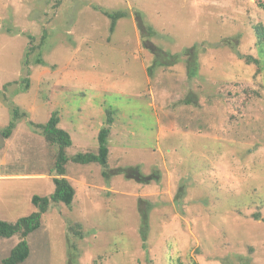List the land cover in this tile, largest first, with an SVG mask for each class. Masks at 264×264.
<instances>
[{
  "label": "rangeland",
  "instance_id": "obj_1",
  "mask_svg": "<svg viewBox=\"0 0 264 264\" xmlns=\"http://www.w3.org/2000/svg\"><path fill=\"white\" fill-rule=\"evenodd\" d=\"M258 25L254 0H0V221L54 193L34 127L51 116L69 157L108 128L118 171L67 164L74 201L51 204L23 264H264Z\"/></svg>",
  "mask_w": 264,
  "mask_h": 264
},
{
  "label": "trees",
  "instance_id": "obj_2",
  "mask_svg": "<svg viewBox=\"0 0 264 264\" xmlns=\"http://www.w3.org/2000/svg\"><path fill=\"white\" fill-rule=\"evenodd\" d=\"M258 8L264 10V0H254ZM116 17H120L117 15ZM113 28V25H112ZM254 35L256 38V46L260 50L264 49V27L258 25L254 28ZM44 41V39H42ZM42 41V42H43ZM257 64L259 62L257 61ZM28 84V81H27ZM27 89V85L25 86ZM211 102V99L208 103ZM20 116H25L19 114L18 110H14V120L20 118ZM59 120L55 116H51L49 121L45 125H34L41 136L44 138L45 144L48 150L51 151V156L53 158V170L55 175H52L53 182L55 185L54 193L50 197L41 198L38 196H33L31 198L32 205L37 209L36 212L31 215L21 218L14 223H7L0 221V241L2 239L16 238L18 243L11 250L8 257L4 258L1 264H23V262L29 257L30 248L27 242L28 237L31 234L37 232L42 225V216L48 211V208L51 204L62 203L66 206H70L75 198V189L67 178V169L66 165L70 162L74 164L91 165L95 164L101 166L104 170L102 176L106 177L108 173L117 174L118 171L112 172L108 170L109 162V149H108V136L110 130L108 128H103L98 134V149L96 152H86V153H77L72 157L67 155V149L71 147L72 141L70 136L64 130L58 128ZM108 123H111L108 121ZM179 129H183V132L188 131V121L185 119V123L181 125L178 124ZM194 128L198 131L195 127ZM208 126L203 123L200 126V132L205 133L208 130ZM14 126L10 124L5 130L1 132V135L4 140L10 138ZM142 179V178H141ZM149 179L141 180V183L146 184ZM257 218H259L257 216Z\"/></svg>",
  "mask_w": 264,
  "mask_h": 264
},
{
  "label": "crops",
  "instance_id": "obj_3",
  "mask_svg": "<svg viewBox=\"0 0 264 264\" xmlns=\"http://www.w3.org/2000/svg\"><path fill=\"white\" fill-rule=\"evenodd\" d=\"M2 131H3V130H0V134H1ZM7 140H8V139H7ZM5 142H6V140H4V144H5ZM4 144H3V145H4ZM2 147H3V146H2ZM108 149H109V147H108ZM110 152H111V150L109 149V156H110ZM2 164H3V162H2ZM9 177H10V176H8V177H6V176L4 177V176H3V177H0V178L9 179ZM50 178H53V177H50ZM67 178H68V180L70 179V177L68 176V174H67Z\"/></svg>",
  "mask_w": 264,
  "mask_h": 264
},
{
  "label": "water",
  "instance_id": "obj_4",
  "mask_svg": "<svg viewBox=\"0 0 264 264\" xmlns=\"http://www.w3.org/2000/svg\"><path fill=\"white\" fill-rule=\"evenodd\" d=\"M4 144V139L2 137V135L0 134V147H2Z\"/></svg>",
  "mask_w": 264,
  "mask_h": 264
}]
</instances>
